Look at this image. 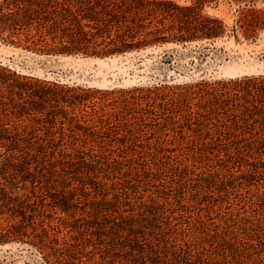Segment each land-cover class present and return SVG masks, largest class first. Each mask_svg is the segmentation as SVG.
<instances>
[{
  "label": "trees",
  "instance_id": "16d2710c",
  "mask_svg": "<svg viewBox=\"0 0 264 264\" xmlns=\"http://www.w3.org/2000/svg\"><path fill=\"white\" fill-rule=\"evenodd\" d=\"M262 29L263 11L229 26L198 1L0 0V43L50 58ZM8 105L22 121L0 118V248L31 264H264V74L101 89L0 63Z\"/></svg>",
  "mask_w": 264,
  "mask_h": 264
},
{
  "label": "rangeland",
  "instance_id": "374dc122",
  "mask_svg": "<svg viewBox=\"0 0 264 264\" xmlns=\"http://www.w3.org/2000/svg\"><path fill=\"white\" fill-rule=\"evenodd\" d=\"M171 1L183 6L201 2L205 14L219 17L229 26L234 25L243 9L264 12V0ZM195 45H164L100 60L42 57L0 43V63L21 75L101 89L131 88L164 81L181 83L200 77L264 74V29L255 39H245L239 33L237 38L232 35L207 46L194 48ZM18 116L17 108L12 105L5 107L4 114L0 113V118L13 122L22 121ZM0 264H31V260L26 250L7 245L0 248Z\"/></svg>",
  "mask_w": 264,
  "mask_h": 264
}]
</instances>
